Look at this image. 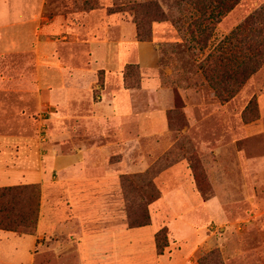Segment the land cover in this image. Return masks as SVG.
<instances>
[{
    "label": "rangeland",
    "instance_id": "1",
    "mask_svg": "<svg viewBox=\"0 0 264 264\" xmlns=\"http://www.w3.org/2000/svg\"><path fill=\"white\" fill-rule=\"evenodd\" d=\"M4 1L9 5L12 0ZM262 7L264 0H242L220 23H203L191 0H42L38 25L42 45L33 46L36 52L0 58V88L7 87L0 93V134L27 136L26 146L39 147L44 154L56 148L64 163L54 170L58 187L34 184L41 193L40 208L45 192L48 215L52 209L64 214V220L73 215L79 207L64 184L66 158L70 156L74 164L80 160L74 154L83 146L118 145L123 154L118 148L106 160L107 167L115 169L112 184L108 179L105 192L90 195L89 201L87 195L83 198L89 206L97 204L95 210L85 211L90 219L95 217L89 220L88 232L141 228L132 226L149 218V225L161 221L152 254L157 261L163 258L164 264L167 259L171 264H264V68L240 89L222 83L224 72L216 68L218 58L229 55L225 38ZM98 41L107 43L108 59L122 48L129 50L119 69L108 61L106 68L96 66ZM51 55L58 69H68L59 84L87 91L82 105L76 101L75 117H83L81 110L87 104L95 105L93 114L110 120L104 114L124 91L132 92L135 118L141 125L154 121L161 126L145 132L141 125L127 127L126 121L122 130L109 123L106 138L94 140L89 134L92 127L78 118L68 120L65 108L55 116L40 109L34 89L40 85L39 69L49 65L46 59ZM42 85L54 86L44 78ZM229 95L233 97L228 99ZM137 128V134L130 132ZM129 138L134 141L127 143ZM127 165H135V172H128ZM189 192L193 197L183 203L181 197ZM164 195L170 200L158 205ZM182 211L192 223L187 235L191 237L177 234L178 223L169 225ZM162 229L166 237L159 244L167 246L160 255L156 235ZM68 238L64 234L40 240L37 250L47 251L45 264L56 261L49 249L57 243L51 240ZM72 245L68 255H58L70 257L64 258L69 264L77 257Z\"/></svg>",
    "mask_w": 264,
    "mask_h": 264
},
{
    "label": "crops",
    "instance_id": "2",
    "mask_svg": "<svg viewBox=\"0 0 264 264\" xmlns=\"http://www.w3.org/2000/svg\"><path fill=\"white\" fill-rule=\"evenodd\" d=\"M41 13L42 0H12L9 5L4 0H0V58H5L6 54L14 52L33 51V46L38 49L42 45L43 31L38 26L42 20ZM164 28L161 30H166V27ZM94 44V59H96V66L100 68H106L108 61L116 64L114 69H119L123 59L127 56L126 53L129 51L128 49L123 50L121 47L119 55L114 52L108 59L109 49L107 43L98 41ZM130 44L133 43L130 42ZM46 61H48L49 65L43 70L39 69L40 85L34 89L37 96L36 103L39 104L40 109H48L55 116L57 115L55 112L60 107L65 108L68 120L78 118L79 123L92 127L94 134H89L94 140L106 138L105 133L108 131L109 123L111 126H117L119 130L122 128L121 123L125 121L128 122L127 127L132 125L139 127L141 125L139 120L135 118L136 113L132 102V92L124 91L114 98L112 106L109 107V112L104 114V116H109L110 120L93 114L91 108L95 107V105L87 106V104L81 110L82 113L84 112L83 117H75L73 113L76 101L80 99L79 104L82 105L81 99L87 94V91L77 85L72 88L69 85H60L59 82L63 83L65 81L64 72H67L68 69L60 65L61 69H58L56 67V59L52 55ZM83 73L88 74V71ZM43 78L47 82H53L54 86L44 88L42 85ZM6 91L7 87L3 86L0 88V93ZM88 108L89 110H87ZM155 125L161 126L160 124H155L154 121H144L141 126L144 128L143 131L146 132L149 128L154 129L153 126ZM138 131L139 129L137 128L136 131L132 130L130 132L137 134L136 132ZM124 134L125 137H131L129 133ZM120 135L123 136L122 133ZM78 136L85 137L83 140L88 139L84 134H78ZM118 139L123 145V137ZM132 140V138H129L125 141L130 143L134 141ZM27 141L28 137L24 135L0 134V188L34 184L42 185L44 189L53 186L58 187L59 180L55 182L53 174L58 167L63 168L64 163L60 160L57 149L50 148L44 154L39 147L36 150L28 148L26 146ZM13 142H18L21 145L14 147ZM114 146H83L84 149L77 150V153L74 154L75 157L80 158L79 161L74 163L76 165L71 164V161H69L71 159L70 156L66 158L68 167L64 171L67 176V180L64 179V184L67 186L66 189L70 192V195L77 201L76 205L79 208H68L70 211L74 209V212L72 211L73 215L71 213L66 215L67 219L65 220L63 219L65 217L64 214L55 212L53 209L48 215L49 208L44 203L46 197L44 192L36 235L20 236L14 232L0 230V264H45L44 258L47 251L37 250V245L41 244L40 240L45 236L60 238L64 234L70 236L68 241L57 242V239L51 240L52 243H57L49 249L55 256L54 258H56V264H69V260H64V258L69 259L70 257L59 258L58 255L62 252L68 255L70 252L69 248L73 243L75 245H72V249L75 247L77 255L73 264H164L163 258L157 261L152 254L154 234L161 221L157 224L152 223V225L135 229L117 227L104 229L96 233L88 232L86 229L88 225H91L89 220L93 221L95 217L93 216L90 219L85 215V211L91 210V207L95 210L97 205L91 203V206H89L86 201H89L90 195L94 196L97 192L101 195L105 192L108 184H110L107 182L108 179H110L112 184V173L115 172V169L112 171L111 167L108 168L106 160L116 153V149H120V146ZM122 152L124 151H122L121 147L120 153L123 154ZM45 158L47 159L45 160ZM125 168L128 172L133 173L137 167L135 165H127ZM85 195L88 196L86 201L83 199ZM179 197H181V194ZM191 197L193 195L190 192L189 194H184L181 197L182 202L190 201ZM166 200L170 199L164 195V200L158 205L166 204ZM197 200L195 198V203ZM99 202L98 207L100 205ZM99 211H101L100 208L98 209ZM173 216L174 222H170L169 225L173 226L174 223H178V229L174 228L177 230V234L182 237L187 236L192 228V223L187 220V216L183 211ZM176 217H179L178 220H176ZM169 261L167 259L168 264H171ZM55 262L52 264H55Z\"/></svg>",
    "mask_w": 264,
    "mask_h": 264
},
{
    "label": "trees",
    "instance_id": "3",
    "mask_svg": "<svg viewBox=\"0 0 264 264\" xmlns=\"http://www.w3.org/2000/svg\"><path fill=\"white\" fill-rule=\"evenodd\" d=\"M202 22L216 20L233 11L242 0H191ZM229 55L220 56L216 68L223 70L222 83L240 89L259 69L264 68V7L254 12L225 38ZM227 70V71H226ZM217 83L216 85H222ZM217 89V87H214ZM231 94V91H228ZM233 97L228 96V99ZM152 198V202L157 200ZM41 193L37 185L0 188V230L20 236L34 235L38 225ZM149 225V218L132 227ZM166 237L162 229L156 235L157 249L163 254L167 245L159 244Z\"/></svg>",
    "mask_w": 264,
    "mask_h": 264
}]
</instances>
